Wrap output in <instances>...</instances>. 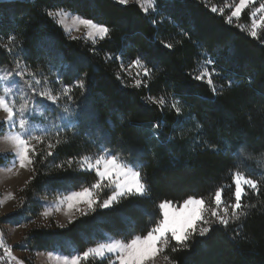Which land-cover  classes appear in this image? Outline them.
Segmentation results:
<instances>
[{
  "label": "snow or ice",
  "instance_id": "snow-or-ice-1",
  "mask_svg": "<svg viewBox=\"0 0 264 264\" xmlns=\"http://www.w3.org/2000/svg\"><path fill=\"white\" fill-rule=\"evenodd\" d=\"M83 2L58 0L57 5L41 9L60 30L63 44L50 33L27 47L18 31L0 34V50L11 57V67L0 66V138L9 144L0 150V159L8 161L3 171L11 176L28 173L17 190L25 195L18 198L16 191H6L0 199V206L16 201L14 208L0 214V221L15 225L11 230L0 227V264H27L31 257L22 259L13 249L28 251L34 233L52 227L51 222L37 224V220L49 218L68 232L82 224H105L111 229L82 231L86 246L74 247L68 254L58 245L46 253L33 252L37 257L46 255L54 264H181L179 254L192 252L198 239L217 227L226 231L231 227L229 237L234 241L247 239L243 231L247 221L254 214H264V167L257 171L249 164L257 149L241 142L229 153L225 140L206 138L205 123L192 103L194 97L214 102L226 90L253 83L252 75L241 77L237 70L240 51L234 39L226 37L205 46L193 38L197 35L194 22L186 24L166 14L171 0H113L120 6L136 4L152 17L149 22L155 32L141 43L140 34L131 29L115 50L101 56L100 49L113 40L117 25L107 18L81 14ZM196 3L221 20L229 33L243 34L264 47V0ZM165 22L177 30L172 40L161 38L162 32L167 33V27L161 28ZM185 42L194 49L192 62L181 77L173 78L162 66V57L183 48ZM72 43L76 49H71ZM97 57L117 64L112 75L118 93L129 102L138 96L146 111L155 113L145 125V140L164 147L182 141L193 152L230 154L227 180L221 179L211 190H190L181 199L154 200L144 159L149 152L127 146L123 138L115 139L94 107L97 80L88 69L99 72V64L94 63ZM205 86L203 95L194 91ZM112 114L120 121L127 117L116 110ZM189 123L195 129L191 139L184 127ZM107 124L115 128L111 119ZM81 141L94 150L81 148ZM259 150L264 156V145ZM61 154L64 158L58 159ZM33 185H39V191ZM34 205L43 210L34 215ZM57 214L65 222L55 220ZM29 224L36 228L16 245L8 242L9 231Z\"/></svg>",
  "mask_w": 264,
  "mask_h": 264
},
{
  "label": "trees",
  "instance_id": "trees-1",
  "mask_svg": "<svg viewBox=\"0 0 264 264\" xmlns=\"http://www.w3.org/2000/svg\"><path fill=\"white\" fill-rule=\"evenodd\" d=\"M212 2L220 4L221 0H212ZM57 4L58 0H4V3L0 4V17H2L0 34L6 36L11 31H18L27 47L34 45L45 34L50 33L59 37L60 43L63 44L60 30L41 14V9ZM79 10L81 14L107 18L117 25L113 40L100 49L101 56L104 51L115 50L114 46L120 45L122 39L130 34L131 29L140 34L137 39L141 43H146L147 38L155 32L149 22L152 17L144 15L134 3L120 6L113 0H84ZM166 14L174 19L181 18L186 24L189 21L194 22L197 35L193 38L203 41L205 46H212L226 37L234 39L237 44L240 51L237 70L241 77L252 75L253 83L249 86L245 82L240 87L226 90L214 102H205L194 97L193 111H198V119L201 123H205L206 138L225 140L229 153L241 142L248 143L252 148L257 149L251 153L252 160L249 164L259 171L261 167H264V156L259 150L264 145V111H261L264 109V47L243 34L229 33L223 22L211 17L202 5L196 3V0H171L166 4ZM165 27H167V33L162 32L161 38L172 40L177 30L167 25V22L161 26L162 29ZM175 39L179 40L180 37L175 36ZM76 48L77 45L72 43L71 49ZM193 52L192 46L185 42L183 48H177L174 53L162 57V66L169 69L171 77L179 78L184 71H187L186 65L191 64ZM67 55L70 60L72 51L69 50ZM10 60L11 57L0 50V66L11 67ZM94 63L99 64V72L92 73L91 69L88 71L90 76L95 75L97 80L94 107L99 113L100 122L113 133L115 139L123 138L127 146L143 148L149 152L144 159L147 164L146 171L152 181L154 200L181 199L189 194L190 190L197 193L211 190L220 183L221 179L227 180L225 169L231 162L230 154L193 152L191 145L182 141L164 147L158 141L145 140V125L155 113L147 112L138 96L129 102L115 90V78L112 73L117 70V64L111 62L106 64L100 57H97ZM175 82L179 83V79ZM221 82L217 81L218 84ZM194 91L198 95H203L207 92V88L205 86ZM101 95L103 99H100ZM113 110L126 113V119L120 121L116 115L112 114ZM249 115L252 118L251 122L248 120ZM109 119L113 121L115 128L107 124ZM184 127L190 130L186 132V137L191 139L195 135L193 125L189 123ZM80 146L94 150L91 145L83 141L80 142ZM65 151L71 152V149ZM62 158H64L63 154L58 159ZM2 165H8V161L0 159V166ZM33 186L39 191V185ZM23 195L25 193L19 192V196ZM42 210L34 205L33 214ZM7 223L15 226L7 221H0V225ZM141 227H146V224H142ZM35 228L34 224L31 225L26 235ZM92 228L111 230L105 224H82L71 232L56 226L48 230L41 228L28 242V251L19 247L16 249L29 254H33L34 251H48L52 242L62 237L71 239L77 248L82 249L86 245L81 239V232ZM231 231V227L227 231L217 227L208 237L198 239L192 252L179 254L181 264H264V214H254L247 221L243 229L247 239L238 238L234 241L229 237ZM59 233L64 234L58 235Z\"/></svg>",
  "mask_w": 264,
  "mask_h": 264
},
{
  "label": "rangeland",
  "instance_id": "rangeland-1",
  "mask_svg": "<svg viewBox=\"0 0 264 264\" xmlns=\"http://www.w3.org/2000/svg\"><path fill=\"white\" fill-rule=\"evenodd\" d=\"M209 2L210 4H213L212 0H209ZM0 116H3L2 111H0ZM8 147H9V144L6 141H4L2 138H0V150L8 148ZM6 166L8 165L0 166V199H3L4 193L6 191H16L17 197L19 198L20 196L17 190L23 183V180L27 178L28 173L23 172L22 175L19 178H17L3 171V168ZM15 206H16V201H9L5 203L4 205L0 206V214L11 210ZM54 219L60 221L61 223L65 222V218L62 214H57ZM50 222L52 223V227L55 226V223L53 222L52 218H49V220H43V219L37 220V224H47ZM31 225L33 224H30L28 228H18V229H15V231H9L7 233L8 242L13 245H16L18 241H20L24 236H26L27 230L29 229ZM0 227L9 229V230L15 228V226L9 225L8 223L5 225H0ZM57 245L59 246L63 254L70 253L72 249L76 247V245H74L71 239L62 237V238H57L56 240H54L52 244L50 245L51 246L50 250L48 251L54 250V246H57ZM13 250H14V254L22 259L31 257V259L27 261V264H54L53 261H50L47 259L46 255H40L39 257H37L34 254H29L23 251H19L16 249V247H14ZM38 252L46 253L47 251H38Z\"/></svg>",
  "mask_w": 264,
  "mask_h": 264
}]
</instances>
